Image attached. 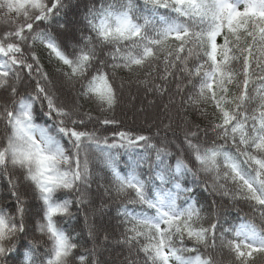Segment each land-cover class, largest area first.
I'll list each match as a JSON object with an SVG mask.
<instances>
[{
	"label": "snow or ice",
	"instance_id": "1",
	"mask_svg": "<svg viewBox=\"0 0 264 264\" xmlns=\"http://www.w3.org/2000/svg\"><path fill=\"white\" fill-rule=\"evenodd\" d=\"M0 185V264H264V0H0Z\"/></svg>",
	"mask_w": 264,
	"mask_h": 264
},
{
	"label": "trees",
	"instance_id": "2",
	"mask_svg": "<svg viewBox=\"0 0 264 264\" xmlns=\"http://www.w3.org/2000/svg\"><path fill=\"white\" fill-rule=\"evenodd\" d=\"M86 2V0H85ZM73 3H75V0H73ZM80 13H83V5H81L80 8ZM71 13L69 14V16L71 17ZM149 99H151V97H149ZM43 121H41L42 123ZM127 161H128V157L124 156L120 162H119V167L122 169L123 172H127ZM3 185H0V188H2ZM97 204H99V200H97L96 202ZM115 207L116 205H112L110 209L107 210V214L101 218L99 216H97L95 218V222L96 223H103V224H112L115 225L117 223V221L115 219H112L113 217H115L116 212H115ZM245 211H247V209H245ZM91 222V220H90ZM242 222V214H238L235 210L227 213V220H226V224L228 225H233V226H238L240 223ZM76 225L77 229H84V219H83V215L80 214L77 216L76 219L69 221L65 224H63L64 227H69L70 225ZM112 247L114 248V255H112L113 259H115L117 257V255H119V259H123V256L126 255V250H123L121 248H119L118 246L112 245ZM113 254V253H112Z\"/></svg>",
	"mask_w": 264,
	"mask_h": 264
},
{
	"label": "rangeland",
	"instance_id": "3",
	"mask_svg": "<svg viewBox=\"0 0 264 264\" xmlns=\"http://www.w3.org/2000/svg\"><path fill=\"white\" fill-rule=\"evenodd\" d=\"M113 254L112 255H114L115 253L114 252H112Z\"/></svg>",
	"mask_w": 264,
	"mask_h": 264
}]
</instances>
